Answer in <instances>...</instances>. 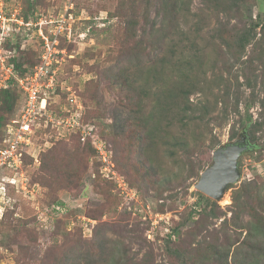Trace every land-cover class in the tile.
I'll use <instances>...</instances> for the list:
<instances>
[{
    "label": "rangeland",
    "instance_id": "1",
    "mask_svg": "<svg viewBox=\"0 0 264 264\" xmlns=\"http://www.w3.org/2000/svg\"><path fill=\"white\" fill-rule=\"evenodd\" d=\"M5 1L7 12L17 8L23 15L25 0ZM165 1L160 0L161 6ZM246 1L252 6L253 18L264 21V0ZM38 3L30 15L34 21L39 17L54 19L67 7L75 16V35L72 41H64L68 53L59 66L58 84L49 96L54 107L66 104V87L83 98L85 121L97 126L112 151L114 178L106 176L97 153H89L80 163L73 162L82 171L81 180L70 187L50 185L47 182L50 171L43 170L41 156L46 153L45 164L50 169L67 171L80 140L78 134L62 136L55 128L41 127L36 138L39 145L34 149L40 162L30 170L42 189L34 203L22 204L21 216L14 215L5 223L0 222V264H77L90 255L100 257L103 251V257L108 259L111 250L126 257L124 264H180L173 251L179 245L188 251L186 264H239L244 258L255 259L252 253H239L243 248L239 243L243 242L246 231L239 234L241 230L226 227V219L233 217L236 208L233 187L218 200L219 217L209 216L207 230L195 231L200 226L195 221L205 217L200 212L206 206L202 197L205 194L196 184L202 171L213 162V150L241 139L244 129L249 131V115L254 121L264 116L259 102L264 98V33L258 28L256 36L241 52L232 41L237 30L240 32L250 23L248 9L244 6L242 20L235 14L228 22L229 18L224 15L217 18V8L208 7L202 0H182L181 30L172 33L163 45L162 39L156 38L164 63L159 60L155 69L151 68L153 71L133 69L122 87L119 69L128 60L120 66L118 63L126 56L129 43L136 41L142 31L134 32L136 39L131 37L123 18L114 15L119 0H39ZM151 16H156L155 11ZM222 21L227 22L226 27ZM32 39L25 48H19L27 52L23 61L27 69L37 60L36 51L40 47L36 36ZM228 42L233 46L227 45ZM10 44L8 47L14 49L16 56L15 45L20 44V37ZM175 60L185 61L183 68L199 85L191 95L192 115L198 122L193 131L187 132L192 146L183 151L173 145V136L181 135L180 114L175 109L162 118L168 129L162 133V140L144 151L138 142H131L136 131L130 126L125 106L129 93L137 87L134 81L137 76L148 78L150 84L171 83L176 71H172L169 63ZM19 73L17 70V76ZM11 80L21 97L6 122L16 117L24 100L18 82L15 78ZM98 80L100 92L93 99ZM250 135L255 147L241 155V178L234 187L256 183L248 209L259 207L264 211V126ZM191 160L201 162L204 169L199 175H192ZM66 177L59 174L58 181L64 182ZM58 204L62 205L61 210L56 208ZM102 213L100 218L93 216ZM191 213L193 220H190ZM242 216L247 219V214ZM18 218L21 219L18 228L22 231L19 235L13 228ZM227 233L230 235L227 257L210 255L209 247L224 241ZM24 245L29 249H24ZM199 247L203 252L198 251ZM244 249L247 250L246 245ZM260 255L264 261V252ZM19 258L24 260L19 262ZM97 264L106 262L100 259Z\"/></svg>",
    "mask_w": 264,
    "mask_h": 264
},
{
    "label": "trees",
    "instance_id": "2",
    "mask_svg": "<svg viewBox=\"0 0 264 264\" xmlns=\"http://www.w3.org/2000/svg\"><path fill=\"white\" fill-rule=\"evenodd\" d=\"M205 5L208 7H215L219 13L218 17L223 16L228 17V22L236 14L239 16V19H243V9L244 6L248 9V18L250 23L246 28L242 27V30L239 32L237 30L234 39V45L239 49V52L245 50L247 45L258 33L257 29L261 28L260 32L264 33V21L255 20L253 18V10L251 5H247L246 0H202ZM39 0H25L23 16L25 19H30V15L34 12L38 6ZM171 3L173 5H171ZM182 0H166L162 6L160 0H119V7L115 12V16H120L125 21V26H127L130 36L136 39V34L134 32L141 30L142 34L134 42H130L127 46L126 56L118 64H123L124 60H128V63L119 69L120 79L122 87L126 85L127 78L130 77V72L133 69L141 70L149 69L156 67L159 63H164L165 57L159 55L160 45L157 43L158 39H162V45L165 43L166 39L174 33L176 30H181V21H180V7ZM170 7H173L172 13L169 12ZM155 11L156 16L152 18L151 13ZM235 12V13H233ZM167 13L170 14V17H167ZM165 14V15H164ZM162 15V17H161ZM161 17V19H160ZM260 18V15H259ZM127 22V23H126ZM221 22V21H220ZM240 22V21H239ZM227 22L222 21V26L226 27ZM145 37V38H144ZM152 38V41L148 39ZM224 38V37H223ZM226 38V37H225ZM156 40V41H155ZM63 42L61 46H65ZM10 41L7 42L6 46H10ZM227 45L233 46L230 42ZM15 47L18 48V53L12 58V61L15 63L16 70H19V75H24L27 68L24 66V60H26V51H20V44H16ZM38 53V51H36ZM33 53V52H32ZM20 54V56H19ZM22 56V57H21ZM146 57V62L144 61ZM40 62L38 56L35 62H31V65ZM171 64L172 71H176V77L171 79V83H168L166 86L154 81L152 84L148 82V78H141L140 76L135 77L134 81L137 84V87L129 93L130 99L127 100L126 107H128L129 119L131 121V127L134 128L135 135L132 137V144L138 142L142 150L146 151L151 150L154 147V144L160 142L164 136V132L167 133L168 129L165 128L162 118L167 116V113L177 109L180 116L178 121L180 124L181 135L173 136L174 143L173 145L176 148H182L183 151H187L192 145L190 139L187 137L188 130L193 131V127L198 126L197 119L192 115V109L194 103L191 101V95L199 89L198 83L194 80L192 74L184 69L185 61L184 60H175L169 63ZM153 69V70H154ZM151 70V71H153ZM177 71L180 73L178 74ZM139 81V82H138ZM14 81L11 80L10 84L0 90V146L3 144V138L5 135V129L8 122L6 120L11 115L12 111L15 108L17 101L20 99L21 94L19 90L13 85ZM251 86L250 83H248ZM97 90L93 93V99H97L100 87L99 80L96 81ZM262 110L264 111V98L259 100ZM238 108V105H237ZM99 109V108H98ZM96 116V115H95ZM203 120V116H199ZM85 119V118H84ZM248 124L250 125L249 131L252 134H256L264 126V116L262 115L261 119L254 121L253 116L249 115L247 118ZM164 133V134H162ZM77 135V134H76ZM234 137V133L232 134ZM78 139L80 140V145L76 148L77 154L72 160V164H69V168L66 170H54L50 169V166L45 164L44 156L46 153H43L41 156L43 170L48 172L47 182L50 185L60 187H70L74 182L81 180V169L76 166V162L80 163L88 157L89 153H96V149L90 141L83 142L78 134ZM81 142L83 145L81 146ZM174 153V152H173ZM42 154V153H41ZM33 161V158L28 159ZM75 162V163H73ZM192 175H199L200 171L204 168L201 167V162L196 163L191 160ZM202 168V169H201ZM54 170V171H52ZM31 181L36 183L38 182L33 178L31 170L29 171ZM59 174L67 175L64 182H59ZM53 177L55 179L53 180ZM39 183V182H38ZM234 184H231L229 188H234L233 192V204L236 207L235 211L233 210V217L229 220L226 219V227L231 226L233 229L241 230L239 234H242L243 231H246L245 238L243 242H240L239 245H243L239 253H244L249 255L252 253L255 256V259L249 260L244 258L243 261H239V264H264L261 255L264 252V211L263 209L254 208L249 211L248 202L252 198V194L255 192V186L257 184L253 183H244L238 187H234ZM206 200L205 209L200 212L203 218L199 220H194L200 226L195 228V231L199 233L207 230L206 222L209 216L219 217L220 205L218 201L212 199L207 195L202 196ZM28 203L26 200H20L15 203L13 208H9L4 216L0 218L1 223L9 217L14 215H19L20 208L22 204ZM209 208V209H208ZM247 214V219L245 220L242 216ZM102 214H94L95 218H100ZM21 216V215H19ZM194 219V214H190V220ZM21 223V219L18 218L17 224L14 225V229L17 231L18 235L20 229L18 228ZM22 232V231H21ZM226 239L224 241L214 243L209 247L208 250L210 255L215 254L225 259L227 257V245L229 244L230 235L224 234ZM172 235L170 234V237ZM206 236V235H205ZM22 245V244H21ZM244 245L247 246V250L244 249ZM226 246V247H225ZM24 249L28 250L29 247L24 245ZM199 252H203L201 247L198 248ZM174 254L178 257L180 264H186L187 262V253L188 251L183 248L182 245H179L178 248L173 249ZM172 251V252H173ZM104 251L100 257H95L90 255L82 263L77 261V264H97L101 259L106 264H124L123 255L120 253L118 256L115 254V250H111L109 253L108 259L104 258ZM19 262L24 260L23 258L18 259ZM44 262V261H43Z\"/></svg>",
    "mask_w": 264,
    "mask_h": 264
},
{
    "label": "built area",
    "instance_id": "3",
    "mask_svg": "<svg viewBox=\"0 0 264 264\" xmlns=\"http://www.w3.org/2000/svg\"><path fill=\"white\" fill-rule=\"evenodd\" d=\"M5 2L0 0V90L15 78L24 100L16 117L7 123L0 146V218L18 201L34 203L38 199L42 187L38 182L31 181L29 171L33 164L40 162L39 154H35L34 149L39 145H36V138L41 127L55 128L62 136L79 134L83 142L90 141L106 176L114 178L112 151L98 133L97 126L85 121L83 98L71 87H66V104L54 107L49 96L58 84L59 66L68 53L61 44L72 41L75 35L73 12L67 7L54 19L39 17L37 21L27 20L20 9L7 12ZM34 36L40 46V62L27 69L24 75L17 76L12 61L14 49L6 44L20 37V48L23 49ZM29 157L33 158L32 162L28 160ZM36 207L39 208L38 205ZM61 207L60 204L56 205L57 209L61 210Z\"/></svg>",
    "mask_w": 264,
    "mask_h": 264
},
{
    "label": "water",
    "instance_id": "4",
    "mask_svg": "<svg viewBox=\"0 0 264 264\" xmlns=\"http://www.w3.org/2000/svg\"><path fill=\"white\" fill-rule=\"evenodd\" d=\"M248 145L231 141L213 150V162L201 173L197 189L214 200H220L241 178L240 157Z\"/></svg>",
    "mask_w": 264,
    "mask_h": 264
},
{
    "label": "flooded vegetation",
    "instance_id": "5",
    "mask_svg": "<svg viewBox=\"0 0 264 264\" xmlns=\"http://www.w3.org/2000/svg\"><path fill=\"white\" fill-rule=\"evenodd\" d=\"M249 131H247V129H244V133L242 135V138L239 139L238 141H240L243 145H248V148L247 150H245L243 152V154L245 152H248L250 150H252L254 147H255V143H254V140H252V137L250 135V132L248 133Z\"/></svg>",
    "mask_w": 264,
    "mask_h": 264
}]
</instances>
